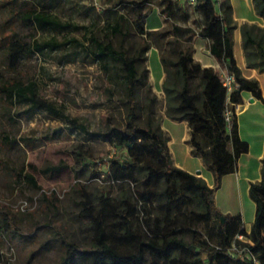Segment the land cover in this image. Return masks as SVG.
Returning a JSON list of instances; mask_svg holds the SVG:
<instances>
[{
	"label": "trees",
	"instance_id": "trees-1",
	"mask_svg": "<svg viewBox=\"0 0 264 264\" xmlns=\"http://www.w3.org/2000/svg\"><path fill=\"white\" fill-rule=\"evenodd\" d=\"M102 1L116 7L122 0ZM147 1L140 0L141 4ZM252 2L255 12L264 19V0ZM180 4L186 3L161 0L160 11L169 18L180 14L185 20L187 13L181 12ZM188 6L201 18L195 34L210 41L211 54L234 76L236 87L227 92L217 68L201 66L194 60L191 46H179V37L191 42L194 32L175 25L171 55L159 54L164 73L161 88L165 114L187 121L189 143L211 171L212 187L203 177L173 163L168 136L161 128V118L154 113L156 96L150 95L149 69L145 64L149 43L144 37L127 48L91 37L94 59L106 77V90L113 84L121 95V123L106 115L99 127L90 131L80 117L65 113L63 104L43 100L36 81L10 77L0 83L9 118H14L12 112L21 106L45 110L63 118L70 128L104 139L117 150L108 159L110 181L106 187L87 191L76 181L79 196L75 200L79 205L76 218L84 223L85 234L80 237L68 229L61 235L57 264H264V157L259 180L249 185L255 211L248 230L241 215L221 212L214 197L221 178L236 169L239 156L248 150V143L239 135L234 112L235 105L242 102L241 92L248 91L262 102L264 96L258 80L244 76L236 63L230 0H195L194 5ZM11 11L15 19L32 28L37 24H59L55 17L44 14L29 1H21L20 8ZM116 19L117 24L107 22L113 34L121 32L127 21L130 24L122 13ZM145 21L144 13L137 12L132 18L133 27L144 33ZM239 32L247 66L264 72V25L244 22ZM7 37L10 66L40 50L39 45L32 46L14 33ZM140 86L145 88L143 99ZM226 108L231 112L230 123L224 117ZM2 140L6 144L16 141L5 132ZM71 152L81 167L87 166L92 158L88 148L79 146ZM34 170L31 163L9 166L17 184L40 190ZM57 171L59 165L42 169L43 173ZM41 196L45 193L41 192ZM24 221L0 203V250L7 236L15 239L22 234ZM212 226L216 228L213 241ZM58 232L54 228L49 239ZM238 234L248 241L237 239ZM233 244L246 247L243 258L231 250Z\"/></svg>",
	"mask_w": 264,
	"mask_h": 264
},
{
	"label": "rangeland",
	"instance_id": "rangeland-1",
	"mask_svg": "<svg viewBox=\"0 0 264 264\" xmlns=\"http://www.w3.org/2000/svg\"><path fill=\"white\" fill-rule=\"evenodd\" d=\"M21 1L34 3L44 14L55 17L59 24H37L34 28L24 25L14 18L11 11L12 8H20ZM160 1L148 0L141 4L140 0H122L115 7L102 0H0V83L10 77L36 81L43 100L55 105L63 104L65 113L80 117L90 131L98 128L106 115L121 123V95L113 84L110 90H106V77L102 66L94 59L91 37L97 36L115 47L125 48L144 37L149 43L145 64L149 69L150 95L156 96L154 113L162 118L165 99L159 82L163 74L159 54L171 55L175 25L192 29L191 42L184 36L177 42L180 47H192L201 18L187 4L179 5L181 12L187 13L185 20L180 14L169 18L160 11ZM232 2L235 14L249 15L245 0ZM248 2L251 5V0ZM137 12L146 16L144 33L133 27L132 18ZM119 13L124 14L130 24L127 21L121 32L113 34L107 22L117 24ZM258 21L264 22L259 18ZM13 33L32 46L39 45L40 50L10 66L6 44L10 40L7 36ZM219 66L223 68L222 64ZM139 93L142 99L145 98L143 86L139 87ZM12 114L14 118H9L7 102L0 94V203L25 219L19 237L5 238L0 250V264H57L61 235L68 229L80 237L85 234L84 223L76 218L79 210L75 202L79 198L76 181L87 191L106 187L110 181L108 159L117 150L104 139L70 128L63 118L45 110L26 105L19 110L14 109ZM252 118L254 124H251ZM240 120L244 136L257 140L264 131V107L253 106ZM4 132L16 141L4 143ZM79 146L88 148L92 155L84 167L74 161L71 152ZM28 163L35 166L33 173L40 190L17 184L9 171L11 165ZM55 165H59V171L42 172V169ZM203 172L208 175L205 167ZM41 192L45 196L42 197ZM239 199L238 192L233 196L225 192L222 197L225 206H231L233 210L240 206ZM242 200L246 209L251 207L244 194ZM54 228L59 232L49 239ZM215 229V226L210 229L211 241Z\"/></svg>",
	"mask_w": 264,
	"mask_h": 264
},
{
	"label": "crops",
	"instance_id": "crops-1",
	"mask_svg": "<svg viewBox=\"0 0 264 264\" xmlns=\"http://www.w3.org/2000/svg\"><path fill=\"white\" fill-rule=\"evenodd\" d=\"M245 1L248 5V16L243 13L235 14L233 2L230 0L233 9L232 15L235 22V28L233 30V53L236 63L242 74L246 77L257 79L261 87L262 96H264V72H260L256 68L247 66L241 42V35L239 32L240 24L244 22H256L259 25H264V22H259L258 18L261 20L264 19H262L255 12L252 0L251 5L249 4L248 0ZM192 44V54L195 61L199 62L201 66H211L217 69L219 68L220 62L214 55L211 54L209 49L210 41L208 39L200 37L197 34L196 39H194ZM163 76L164 73L159 77V82L161 83ZM250 97H252V95L248 91H242V102L236 104L234 110L236 114L239 135L241 139L248 143V150L239 156L236 169L231 173L225 174L221 178L219 186L214 190L215 204L217 208L223 213L241 215L243 225L246 230H248L250 227L255 211L254 202L249 195V185L252 182L259 180L261 159L264 157V131H262V133L257 137V140L254 141L251 140V138H248V136H244L242 132L240 118L242 116H246L253 106L258 105L264 107V102L254 97L253 101H250ZM253 113L251 115L252 117ZM254 122L255 120L252 118L251 124H254ZM161 128L168 136L167 145L174 165L194 174L195 171L199 169L201 171L199 176L203 177L206 183L212 187L213 176L211 171L203 162L201 157L193 152L192 146L189 143L190 128L187 121L172 119L164 114L161 118ZM204 167L208 175L204 174ZM225 192L230 196H233L234 193H239L240 206H238L237 210H233L231 206H225L226 204H224L222 201V197L225 195ZM243 194L247 197L249 204L251 205V207L248 206V209H246L243 203Z\"/></svg>",
	"mask_w": 264,
	"mask_h": 264
},
{
	"label": "built area",
	"instance_id": "built-area-1",
	"mask_svg": "<svg viewBox=\"0 0 264 264\" xmlns=\"http://www.w3.org/2000/svg\"><path fill=\"white\" fill-rule=\"evenodd\" d=\"M175 2H179V3H186L188 5H194L195 0H173ZM219 70V74L222 80V84L226 87L227 92L232 91L236 85H235V78L232 74H230L227 69L223 66V68H221L219 66L218 68ZM224 117L226 119V121H228L230 123L231 121V112L228 108L225 109L224 112ZM237 239L242 240V241H248L247 238L242 235V234H238L236 236ZM244 238V239H243ZM246 247L245 246H239L236 244H233L231 247V250L237 254V256H239L240 258L244 257V251H245Z\"/></svg>",
	"mask_w": 264,
	"mask_h": 264
},
{
	"label": "water",
	"instance_id": "water-1",
	"mask_svg": "<svg viewBox=\"0 0 264 264\" xmlns=\"http://www.w3.org/2000/svg\"><path fill=\"white\" fill-rule=\"evenodd\" d=\"M250 101H253V97H250ZM201 171L198 169L195 171V175H200Z\"/></svg>",
	"mask_w": 264,
	"mask_h": 264
}]
</instances>
